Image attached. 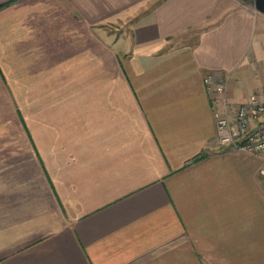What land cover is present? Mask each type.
Wrapping results in <instances>:
<instances>
[{
  "label": "crops",
  "instance_id": "0c3cea01",
  "mask_svg": "<svg viewBox=\"0 0 264 264\" xmlns=\"http://www.w3.org/2000/svg\"><path fill=\"white\" fill-rule=\"evenodd\" d=\"M207 74L264 97L254 0H0V264H264Z\"/></svg>",
  "mask_w": 264,
  "mask_h": 264
},
{
  "label": "built area",
  "instance_id": "2783aa9c",
  "mask_svg": "<svg viewBox=\"0 0 264 264\" xmlns=\"http://www.w3.org/2000/svg\"><path fill=\"white\" fill-rule=\"evenodd\" d=\"M203 81L212 99L216 146H231L248 153L264 152V97L251 94L245 101L233 102L226 96L224 80L207 74ZM259 173L264 185V165Z\"/></svg>",
  "mask_w": 264,
  "mask_h": 264
},
{
  "label": "rangeland",
  "instance_id": "374dc122",
  "mask_svg": "<svg viewBox=\"0 0 264 264\" xmlns=\"http://www.w3.org/2000/svg\"><path fill=\"white\" fill-rule=\"evenodd\" d=\"M120 23L108 25L109 29L111 30V33L115 37L121 36L129 31V26L128 25H119ZM22 108L24 111H27V105H23Z\"/></svg>",
  "mask_w": 264,
  "mask_h": 264
},
{
  "label": "water",
  "instance_id": "95a60500",
  "mask_svg": "<svg viewBox=\"0 0 264 264\" xmlns=\"http://www.w3.org/2000/svg\"><path fill=\"white\" fill-rule=\"evenodd\" d=\"M254 5L259 11H264V0H254Z\"/></svg>",
  "mask_w": 264,
  "mask_h": 264
}]
</instances>
